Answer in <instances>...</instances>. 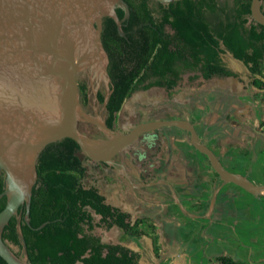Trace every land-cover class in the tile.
I'll use <instances>...</instances> for the list:
<instances>
[{"label":"trees","instance_id":"trees-1","mask_svg":"<svg viewBox=\"0 0 264 264\" xmlns=\"http://www.w3.org/2000/svg\"><path fill=\"white\" fill-rule=\"evenodd\" d=\"M124 1L131 12L127 25L122 27L126 37L119 34L112 18L104 20L102 34L113 90L106 104L109 113L106 125L110 129L115 130L118 115L136 92L162 88L170 97L176 96L175 89L186 71H199L206 80L215 75L237 77L223 64L221 55L225 51L242 61L254 77L264 79V26L250 20L252 0L223 4L219 0H180L160 5L158 9L151 6V0ZM254 85L264 89L260 79ZM80 94L86 107L85 83L80 85ZM98 100L103 104L105 95L98 93ZM80 152L74 140L64 139L47 146L39 157L30 225L25 220L26 208L21 218L27 261L30 264H139V253L122 244H105L95 234L97 228L114 227L124 232L126 237L122 242L139 243L144 236L151 238L154 252L160 257L162 245L155 222L150 218L132 222L131 214L107 204L97 188H86L83 180L88 169ZM5 187L6 175L0 171V194ZM6 204V197L0 200V212ZM89 208L102 217L99 223ZM2 237L20 249L17 256L24 257L17 217L11 219ZM216 263L243 264L228 256L218 257ZM0 264L7 263L0 257Z\"/></svg>","mask_w":264,"mask_h":264},{"label":"water","instance_id":"water-1","mask_svg":"<svg viewBox=\"0 0 264 264\" xmlns=\"http://www.w3.org/2000/svg\"><path fill=\"white\" fill-rule=\"evenodd\" d=\"M155 1L169 5L180 0ZM251 12L250 20L264 26L263 0H252ZM130 15L124 0H0V171L6 175L0 200L7 198L0 212V257L7 264H30L21 232L22 213L26 208L25 220L30 225L39 157L47 146L64 139L74 140L91 161L113 165L144 135L179 127L189 133L192 146L208 158L222 181L249 194L264 195V185L227 170L189 121L142 122L127 133L106 125L105 106L113 90L108 88L112 81L102 39L104 20L112 18L119 34L126 37L122 27ZM78 79L88 84L87 111L80 105ZM100 81L107 90L102 105L96 98ZM106 132L112 137L102 139ZM14 217L24 257L17 256L2 237Z\"/></svg>","mask_w":264,"mask_h":264},{"label":"crops","instance_id":"crops-1","mask_svg":"<svg viewBox=\"0 0 264 264\" xmlns=\"http://www.w3.org/2000/svg\"><path fill=\"white\" fill-rule=\"evenodd\" d=\"M221 57L237 77L215 75L206 80L202 76L196 82L189 81V122L227 170L253 184L264 185V89L254 85L256 80L264 79L254 77L229 51ZM158 140L163 138L145 135L137 148V175L142 179L138 187L143 190L139 197L132 192L130 182L120 181L117 173L112 183L98 180L86 188H97L107 204L131 214L132 222L152 219L160 236L161 256H156L153 240L147 236L139 243L122 242L126 236L118 227L111 229H115L112 238L122 233L118 240L109 241L95 234L105 244H122L139 253V264H178L179 260L180 264H209L220 256L243 264H262L264 250L262 256L258 250L264 245L258 233L264 228V195L249 194L218 179L207 158L192 146L190 135L174 143L162 141L156 149ZM162 164L165 167L160 169ZM134 174L128 168L122 171L128 180L135 181ZM168 189L175 192L174 204L160 203L161 194L168 195ZM156 190L157 197L151 192ZM210 190H214L212 197ZM180 201L185 205L178 208ZM239 240L247 247L239 248ZM192 252H200L201 258L193 257Z\"/></svg>","mask_w":264,"mask_h":264},{"label":"rangeland","instance_id":"rangeland-1","mask_svg":"<svg viewBox=\"0 0 264 264\" xmlns=\"http://www.w3.org/2000/svg\"><path fill=\"white\" fill-rule=\"evenodd\" d=\"M232 1V0H230ZM202 78L201 72H185L182 76L181 81L179 82L177 88L175 89L178 94L174 97H170L168 95V92L165 89L162 88H153L148 91H138L136 92L126 103L124 106L123 110L118 116V121H117V128L116 132L118 133H127L130 130H132L134 127H136L138 124L142 122H148V121H155V120H185L189 121V81L190 82H196ZM79 82L85 83L88 87V84L85 80L83 79H78ZM108 88L110 90V84L108 83ZM103 93L106 97L107 95V90L104 85V81L99 84L97 93H96V98L98 100V93ZM82 108L87 111L88 106L85 107L83 106L82 103H80ZM167 131L168 135V143H174L177 139L179 138H187L188 135L185 130L179 128V127H167L165 128ZM105 137H112V134L109 132H106L105 136L102 138L104 139ZM143 143V139H140L136 143L130 145L128 148H126L116 159L115 163L113 165H109L112 167V169L107 168L103 165L97 164L90 159H88L85 154L82 152L79 153L80 158L84 162V165L87 167L88 172L87 176L83 180V183L85 187H90L93 182L101 180L106 183H112L111 181L115 178L116 173L120 174L119 175V180L124 181V178L122 177V171L125 170L126 168L129 169L131 173H135V185H131V190L133 193L137 194L138 191H140V188L138 187V184L142 181V179L137 175L138 170L140 169L139 166V156L137 153V148L140 143ZM200 153V152H199ZM201 154V153H200ZM210 164V163H209ZM211 166V165H210ZM212 168V167H211ZM102 169L111 172L110 174L112 175H104ZM98 171V174L96 173ZM101 173H100V172ZM214 171V170H213ZM215 174V173H214ZM251 181L255 182L252 178H250ZM221 180V179H220ZM232 185V184H231ZM234 185V184H233ZM143 193V190H141ZM154 193V196H158L159 192L156 191H151ZM173 190H171V193L173 194ZM214 190L209 191V195L212 197L213 196ZM153 197V198H156ZM157 200V199H156ZM160 203H172L174 204V197L169 196L165 193L161 194L160 196ZM180 203V204H179ZM178 203V208H181L182 206L185 205V201H180ZM119 204V203H118ZM176 205V204H175ZM181 205V207L179 206ZM150 217H155L154 214H149ZM95 222L99 223L100 222V217L94 215ZM95 233L100 234L101 237L104 239L108 238L109 241H114L120 239L122 236V233H117L115 238H112L111 236L115 234V229L114 230H107L105 228H97L95 230ZM259 240L263 243L264 245V228L259 231L258 233ZM238 247H245L246 244L243 241H237ZM189 246V245H188ZM241 246V247H240ZM13 250L15 253H19L20 249L18 247L13 246ZM247 247V246H246ZM183 248V247H182ZM263 250L264 246L259 248L258 253L259 255H263ZM257 251V250H256ZM193 257L199 259L201 258V253L200 252H192L191 253ZM240 259V258H239ZM180 261V260H179ZM178 261V264L180 262ZM254 262V261H253ZM216 263L215 261L209 262V264H214ZM249 264V263H247ZM264 264V261L263 263Z\"/></svg>","mask_w":264,"mask_h":264},{"label":"flooded vegetation","instance_id":"flooded-vegetation-1","mask_svg":"<svg viewBox=\"0 0 264 264\" xmlns=\"http://www.w3.org/2000/svg\"><path fill=\"white\" fill-rule=\"evenodd\" d=\"M220 1V3L221 4H223L224 2H226V1H230V0H219ZM233 1V0H232ZM176 2V1H175ZM174 3V2H173ZM150 4H151V6L152 7H154V8H156V9H158V8H160V5H164V4H161V3H159V2H157V1H155V0H151L150 1ZM169 32H171V33H174V31H172V30H168ZM186 72H189V71H186ZM185 73V72H184ZM183 73V74H184ZM183 74L181 75V79H182V76H183ZM181 81V80H180ZM78 83H79V88H80V85L82 84L81 82H79V80H78ZM110 88H111V84H110ZM110 91H111V89H110ZM106 98V97H105ZM98 102H99V100H98ZM100 103V102H99ZM101 105H102V103H100ZM104 104V103H103ZM88 106V105H87ZM86 106V107H87ZM105 109H106V106H105ZM107 110V109H106ZM119 116V115H118ZM117 121H118V119H117ZM105 123H106V121H105ZM115 131H116V128H117V123H116V125H115ZM135 128V127H134ZM187 133V135H188V137H189V133L188 132H186ZM152 134H156L157 136H161V138H163V140L162 141H165L166 143H168V135H167V131L164 129V130H160V131H156V132H154V133H152ZM147 135H149V134H147ZM145 136V135H144ZM144 136L143 137H141V138H139L137 141H139L140 139H143L144 138ZM106 138V137H105ZM136 141V142H137ZM162 141H155V146H156V149H158V145L160 144V143H162ZM135 142V143H136ZM94 162V161H93ZM95 163H97V162H95ZM97 164H100V165H103V166H105V167H107V168H110V169H112V167H110L109 165H106V164H103V163H97ZM165 167V164H162L161 165V168L160 169H162V168H164ZM140 170V169H139ZM138 170V171H139ZM123 177V176H122ZM124 178V180H125V182H130V184L131 185H135V183H134V181H132L131 180V178H130V180H128V178H125V177H123ZM141 188H140V191H138V193L136 194L138 197L140 196V192H141ZM167 192H168V195L169 196H173L174 197V200H175V192H173V194L171 193V189H168L167 190ZM177 194V193H176ZM177 196V195H176Z\"/></svg>","mask_w":264,"mask_h":264},{"label":"bare ground","instance_id":"bare-ground-1","mask_svg":"<svg viewBox=\"0 0 264 264\" xmlns=\"http://www.w3.org/2000/svg\"><path fill=\"white\" fill-rule=\"evenodd\" d=\"M101 81H102V80H101ZM101 81H100V82H101Z\"/></svg>","mask_w":264,"mask_h":264}]
</instances>
